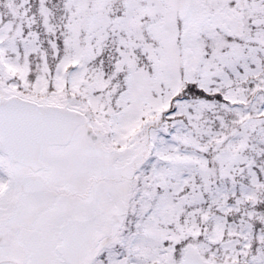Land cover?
I'll list each match as a JSON object with an SVG mask.
<instances>
[{
  "label": "snow or ice",
  "instance_id": "1",
  "mask_svg": "<svg viewBox=\"0 0 264 264\" xmlns=\"http://www.w3.org/2000/svg\"><path fill=\"white\" fill-rule=\"evenodd\" d=\"M0 264H264V0H0Z\"/></svg>",
  "mask_w": 264,
  "mask_h": 264
}]
</instances>
